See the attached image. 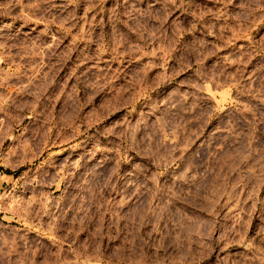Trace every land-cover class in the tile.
Segmentation results:
<instances>
[{
    "label": "rangeland",
    "instance_id": "374dc122",
    "mask_svg": "<svg viewBox=\"0 0 264 264\" xmlns=\"http://www.w3.org/2000/svg\"><path fill=\"white\" fill-rule=\"evenodd\" d=\"M0 264H264V0H0Z\"/></svg>",
    "mask_w": 264,
    "mask_h": 264
},
{
    "label": "crops",
    "instance_id": "0c3cea01",
    "mask_svg": "<svg viewBox=\"0 0 264 264\" xmlns=\"http://www.w3.org/2000/svg\"><path fill=\"white\" fill-rule=\"evenodd\" d=\"M1 137V136H0ZM0 141H1V138H0Z\"/></svg>",
    "mask_w": 264,
    "mask_h": 264
}]
</instances>
